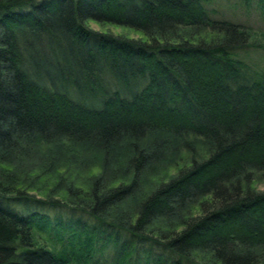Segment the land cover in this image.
<instances>
[{
    "label": "trees",
    "instance_id": "obj_1",
    "mask_svg": "<svg viewBox=\"0 0 264 264\" xmlns=\"http://www.w3.org/2000/svg\"><path fill=\"white\" fill-rule=\"evenodd\" d=\"M210 1L0 0V264H264V69Z\"/></svg>",
    "mask_w": 264,
    "mask_h": 264
},
{
    "label": "rangeland",
    "instance_id": "obj_2",
    "mask_svg": "<svg viewBox=\"0 0 264 264\" xmlns=\"http://www.w3.org/2000/svg\"><path fill=\"white\" fill-rule=\"evenodd\" d=\"M206 7L210 10L211 17H227L229 20L245 25L251 33L254 46H248L240 55L245 62L251 65L253 70L264 69V12L257 5V2L254 0L250 6H245L241 0H211L206 4ZM90 25L95 29L99 28V30L110 27L114 32L124 34L130 38H146L143 32L133 28L96 22H90ZM258 188L264 189V179ZM95 257H99L100 263L112 264L110 253L107 251L101 254L97 253Z\"/></svg>",
    "mask_w": 264,
    "mask_h": 264
}]
</instances>
